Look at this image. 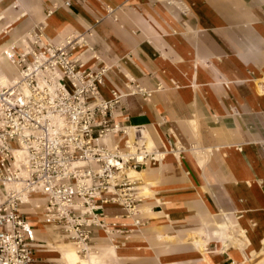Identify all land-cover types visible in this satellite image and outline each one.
Listing matches in <instances>:
<instances>
[{"label":"crops","instance_id":"crops-1","mask_svg":"<svg viewBox=\"0 0 264 264\" xmlns=\"http://www.w3.org/2000/svg\"><path fill=\"white\" fill-rule=\"evenodd\" d=\"M64 2L0 0V52L20 46L25 32L41 24L51 43L89 30L99 59L82 51L81 60L92 69L107 67L105 98L111 89L123 95L112 117L141 126L148 146L163 154L132 174L151 193L138 191L141 226L112 243L99 234L93 246L101 257L93 258L98 264H264V0ZM0 68L11 80L4 58ZM129 85L149 96L131 94ZM169 142L182 147L173 152L176 159ZM22 210L34 228L32 264H80L53 228L28 206ZM106 210L123 212L115 205ZM221 224L227 234H217Z\"/></svg>","mask_w":264,"mask_h":264},{"label":"built area","instance_id":"built-area-1","mask_svg":"<svg viewBox=\"0 0 264 264\" xmlns=\"http://www.w3.org/2000/svg\"><path fill=\"white\" fill-rule=\"evenodd\" d=\"M42 28L28 30L20 46L1 51L17 78L3 80L0 70V264L33 263L34 228L23 206L83 255L99 234L111 243L128 238L142 224L141 181L130 172L158 161L159 151L147 147L141 126L112 117L123 95L115 89L109 98L102 95L107 67L92 69L81 60L82 51L99 59L87 40L90 31L51 43ZM129 86L131 94L149 96ZM108 134L114 145L105 140ZM170 143L172 155L181 153L180 145ZM33 193L39 198L26 201ZM110 205L123 212L109 214Z\"/></svg>","mask_w":264,"mask_h":264},{"label":"bare ground","instance_id":"bare-ground-1","mask_svg":"<svg viewBox=\"0 0 264 264\" xmlns=\"http://www.w3.org/2000/svg\"><path fill=\"white\" fill-rule=\"evenodd\" d=\"M0 58H4L2 55H1V52H0ZM9 64H10V66L13 68V71H14V74H13V77H12V79L11 80H14V79H16L17 78V71H16V69L12 66V64L8 61V60H6ZM0 70H1V68H0ZM1 78L4 80V78H3V73H2V70H1ZM112 138V136H111V134H108L106 137H105V140L108 142V143H110V144H112V145H114V142L112 141V140H110ZM163 157V154L162 153H160V152H158V154H157V156H156V158L159 160V159H161ZM137 171H139V170H132L131 172H130V176H132V177H134L132 174L134 173V172H137ZM141 185H139V187H140ZM138 187V188H139ZM35 194H37V193H33V194H30V195H26V196H24L25 197V200L26 201H31V200H33L32 199V196L33 195H35ZM69 244L72 246V249H73V251H74V253H75V255L78 257V256H82V257H88L87 259H85V262H91V263H93V264H98V259L96 260L95 258H93L95 255L94 254H99V252H100V247L98 246V245H94V246H92L84 255H80L79 253H78V251H77V249L74 247V245L71 243V242H69ZM111 246H115V244H110ZM79 258V257H78ZM92 258V259H91ZM80 259V258H79ZM81 260H84V259H81ZM80 262V264H85L83 261H79Z\"/></svg>","mask_w":264,"mask_h":264},{"label":"rangeland","instance_id":"rangeland-1","mask_svg":"<svg viewBox=\"0 0 264 264\" xmlns=\"http://www.w3.org/2000/svg\"><path fill=\"white\" fill-rule=\"evenodd\" d=\"M15 69H16V67L14 66V65H12ZM8 71H10V69H8ZM16 71H17V69H16ZM146 144H147V147L149 148V149H153L154 148V146L153 147H150V146H148V141H147V138H146ZM168 150V149H167ZM171 154V153H170ZM172 155V154H171ZM173 156V155H172ZM174 157V156H173ZM175 158V157H174ZM176 159V158H175ZM142 177H143V175H142ZM139 189V188H138ZM139 194L140 195H144V196H150V192H142L140 189H139ZM39 198V196H37V195H35V196H33V200H36V199H38ZM107 212H108V210H106ZM51 230V229H50ZM227 230H228V225L227 224H221V230L219 231V232H217V234L218 233H221V234H227ZM52 231V230H51ZM55 237V236H54ZM56 238V237H55ZM58 241H59V243H66L69 247H70V249H72V247H71V245L69 244V241H67V240H64V239H62V238H59L58 239ZM103 245H110V243H102ZM73 250V249H72ZM80 254V253H79ZM80 255H83V254H80ZM95 256H99V257H101V255L100 254H94ZM80 259H84V260H80V261H83L84 263H87V262H85V259H87L88 257H82V256H78ZM109 259L110 260H112V258H111V256L109 257ZM102 264H104V262H102Z\"/></svg>","mask_w":264,"mask_h":264}]
</instances>
